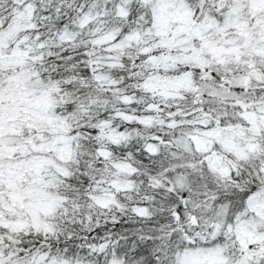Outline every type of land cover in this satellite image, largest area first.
I'll use <instances>...</instances> for the list:
<instances>
[{
    "label": "snow or ice",
    "instance_id": "obj_1",
    "mask_svg": "<svg viewBox=\"0 0 264 264\" xmlns=\"http://www.w3.org/2000/svg\"><path fill=\"white\" fill-rule=\"evenodd\" d=\"M0 264H264V0H0Z\"/></svg>",
    "mask_w": 264,
    "mask_h": 264
}]
</instances>
